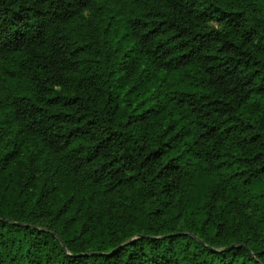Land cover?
Returning a JSON list of instances; mask_svg holds the SVG:
<instances>
[{
  "label": "trees",
  "instance_id": "1",
  "mask_svg": "<svg viewBox=\"0 0 264 264\" xmlns=\"http://www.w3.org/2000/svg\"><path fill=\"white\" fill-rule=\"evenodd\" d=\"M98 1L0 0V264H264V0Z\"/></svg>",
  "mask_w": 264,
  "mask_h": 264
},
{
  "label": "rangeland",
  "instance_id": "2",
  "mask_svg": "<svg viewBox=\"0 0 264 264\" xmlns=\"http://www.w3.org/2000/svg\"><path fill=\"white\" fill-rule=\"evenodd\" d=\"M119 3L120 0H99L93 10H88L83 14L84 21L88 24H91L96 17L107 20L111 15L112 9L117 7ZM112 27H115L114 24ZM211 27H216V24H211ZM115 41H118V38H116Z\"/></svg>",
  "mask_w": 264,
  "mask_h": 264
}]
</instances>
